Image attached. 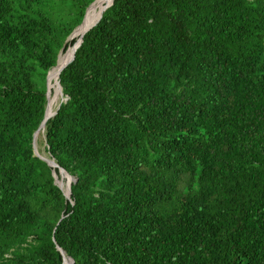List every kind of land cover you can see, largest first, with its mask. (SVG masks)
Returning <instances> with one entry per match:
<instances>
[{
    "label": "trees",
    "instance_id": "16d2710c",
    "mask_svg": "<svg viewBox=\"0 0 264 264\" xmlns=\"http://www.w3.org/2000/svg\"><path fill=\"white\" fill-rule=\"evenodd\" d=\"M93 1L0 0V264H264V0L109 3L46 122L68 198L33 140Z\"/></svg>",
    "mask_w": 264,
    "mask_h": 264
},
{
    "label": "bare ground",
    "instance_id": "6f19581e",
    "mask_svg": "<svg viewBox=\"0 0 264 264\" xmlns=\"http://www.w3.org/2000/svg\"><path fill=\"white\" fill-rule=\"evenodd\" d=\"M112 0H96L87 10L85 14V18L83 22L78 26V28L74 31L69 40H73L74 38H78V41L73 46L69 47L66 51H63L58 59L57 64L54 66L51 74V79L49 82V93L47 97V107H46V121L41 125L40 130L37 132L36 138L38 139L40 133L45 132L46 130V122L55 116L58 108H56V103L58 101V96H60L62 92V88L59 83V75L63 68L72 60L75 50L77 49L83 35L86 31H88L91 27H93L96 23H94L99 15L108 7L109 3ZM99 20V19H98ZM97 20V21H98ZM96 21V22H97ZM94 23V24H93ZM93 24V25H92ZM92 25V26H91ZM90 27V28H89ZM60 103V102H59ZM58 104V103H57ZM43 122V121H42ZM42 124V123H41ZM46 137V134H45ZM72 179L68 177V183L70 184ZM68 184V185H69ZM64 264H73L72 259L66 255L64 259Z\"/></svg>",
    "mask_w": 264,
    "mask_h": 264
},
{
    "label": "water",
    "instance_id": "95a60500",
    "mask_svg": "<svg viewBox=\"0 0 264 264\" xmlns=\"http://www.w3.org/2000/svg\"><path fill=\"white\" fill-rule=\"evenodd\" d=\"M96 0H94L88 7H87V10H88V8L95 2ZM114 2V1H113ZM113 2L111 3V5L113 4ZM110 5V6H111ZM110 6H108V7H110ZM107 7V8H108ZM106 8V9H107ZM105 9V10H106ZM87 10H86V12H87ZM86 14V13H85ZM102 17V16H101ZM101 17H100V19H101ZM84 18H85V16H84ZM84 18H83V20H84ZM100 19L98 20V22L100 21ZM83 22V21H82ZM97 22V23H98ZM96 23V24H97ZM95 24V25H96ZM94 25V26H95ZM79 26V25H78ZM78 26L73 30V32L71 33V35L69 36V38H68V41H69V39H70V37L72 36V34L74 33V31L78 28ZM91 29V28H90ZM89 29V30H90ZM82 41H83V37H82V39H81V41H80V43H79V45H78V47L81 45V43H82ZM77 47V48H78ZM77 50V49H76ZM62 53V51L59 53V56H60V54ZM75 53H76V51H75ZM59 56H58V59H59ZM74 57H75V54H74V56H73V58H72V60L74 59ZM71 60V61H72ZM70 61V62H71ZM58 62V61H57ZM69 62V63H70ZM66 67V66H65ZM59 83H60V81H59ZM60 87L62 88V86H61V83H60ZM48 93H49V88H48V91H47V97H48ZM46 121V115H45V118H44V120H43V122H42V124L41 125H43V123ZM41 125H40V127H41ZM40 127L37 129V131L34 133V149H35V151L37 152V150H36V135H37V132L40 130ZM39 155V154H38ZM39 157H41L42 159H44V160H46L51 166H53V167H59V172H60V174L61 175H63V174H65L66 176H68V177H70L71 179H72V176L71 175H69V173L64 169V168H62V167H60L59 166V164L54 160V159H51V158H46V157H43V156H41V155H39ZM53 175H54V177H55V182L57 183V181H58V177H59V175L56 173V171L54 170L53 171ZM72 183V182H71ZM71 183L69 184V187H68V190L67 191H64L65 192V194H66V196L68 197V198H70V196H71ZM58 184V183H57ZM62 189H63V186H62V184H58ZM64 190V189H63ZM61 251H62V253H63V255L65 256V258H66V253H65V251L60 247L59 248ZM71 258V257H70ZM72 259V258H71ZM72 263L73 264H75V262H74V259H72Z\"/></svg>",
    "mask_w": 264,
    "mask_h": 264
},
{
    "label": "rangeland",
    "instance_id": "374dc122",
    "mask_svg": "<svg viewBox=\"0 0 264 264\" xmlns=\"http://www.w3.org/2000/svg\"><path fill=\"white\" fill-rule=\"evenodd\" d=\"M69 41H71V40H69ZM51 74H52V71L50 72V78H49V81H48V85H49V82H50V79H51ZM48 88H49V86H48ZM65 100H66V97H65V95L63 93V89H62V92H61L60 96H58V101H57L58 104L56 103V108H58L59 105L62 102H64ZM45 132H46V130H45ZM45 132L40 133L38 139L36 138V150H37V152L35 151V153L37 155L39 154V155H41L43 157L49 158L50 155H49V153H48V151L46 149V147H47L46 144L47 143H46V138H45V134H46ZM57 183L58 184H62L64 191L68 190V187H69V185H68L69 184L68 183V176H66L65 174H63V175L60 174L59 175Z\"/></svg>",
    "mask_w": 264,
    "mask_h": 264
}]
</instances>
